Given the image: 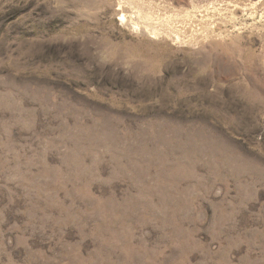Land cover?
<instances>
[{"label":"rangeland","instance_id":"1","mask_svg":"<svg viewBox=\"0 0 264 264\" xmlns=\"http://www.w3.org/2000/svg\"><path fill=\"white\" fill-rule=\"evenodd\" d=\"M0 264H264V0H0Z\"/></svg>","mask_w":264,"mask_h":264}]
</instances>
